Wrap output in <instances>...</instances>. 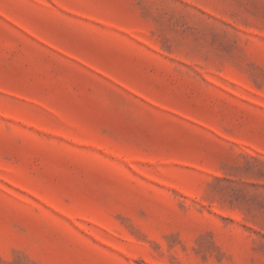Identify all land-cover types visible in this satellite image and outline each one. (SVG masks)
<instances>
[{"label":"rangeland","instance_id":"374dc122","mask_svg":"<svg viewBox=\"0 0 264 264\" xmlns=\"http://www.w3.org/2000/svg\"><path fill=\"white\" fill-rule=\"evenodd\" d=\"M0 264H264V0H0Z\"/></svg>","mask_w":264,"mask_h":264}]
</instances>
